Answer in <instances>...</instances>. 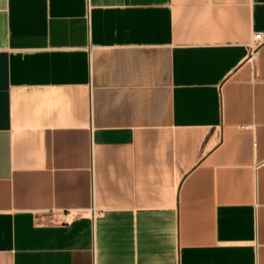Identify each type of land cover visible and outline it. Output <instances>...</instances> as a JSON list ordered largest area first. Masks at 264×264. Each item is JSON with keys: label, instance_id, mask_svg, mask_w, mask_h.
Wrapping results in <instances>:
<instances>
[{"label": "crops", "instance_id": "crops-1", "mask_svg": "<svg viewBox=\"0 0 264 264\" xmlns=\"http://www.w3.org/2000/svg\"><path fill=\"white\" fill-rule=\"evenodd\" d=\"M0 264H264V0H0Z\"/></svg>", "mask_w": 264, "mask_h": 264}, {"label": "built area", "instance_id": "built-area-1", "mask_svg": "<svg viewBox=\"0 0 264 264\" xmlns=\"http://www.w3.org/2000/svg\"><path fill=\"white\" fill-rule=\"evenodd\" d=\"M263 41L259 32H255L251 36L250 44L248 45V50L251 51L255 49Z\"/></svg>", "mask_w": 264, "mask_h": 264}]
</instances>
